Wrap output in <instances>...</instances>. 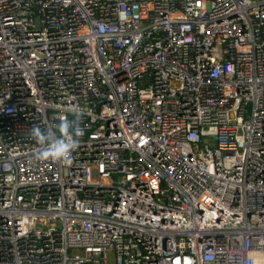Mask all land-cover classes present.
I'll return each mask as SVG.
<instances>
[{"label":"built area","instance_id":"obj_1","mask_svg":"<svg viewBox=\"0 0 264 264\" xmlns=\"http://www.w3.org/2000/svg\"><path fill=\"white\" fill-rule=\"evenodd\" d=\"M0 264H264V0H0Z\"/></svg>","mask_w":264,"mask_h":264},{"label":"clouds","instance_id":"obj_2","mask_svg":"<svg viewBox=\"0 0 264 264\" xmlns=\"http://www.w3.org/2000/svg\"><path fill=\"white\" fill-rule=\"evenodd\" d=\"M61 151H63V149H61ZM69 163H70V161H69Z\"/></svg>","mask_w":264,"mask_h":264}]
</instances>
